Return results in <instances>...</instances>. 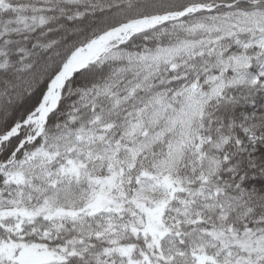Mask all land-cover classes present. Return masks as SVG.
<instances>
[{
    "label": "snow or ice",
    "instance_id": "obj_1",
    "mask_svg": "<svg viewBox=\"0 0 264 264\" xmlns=\"http://www.w3.org/2000/svg\"><path fill=\"white\" fill-rule=\"evenodd\" d=\"M0 264H264V0H0Z\"/></svg>",
    "mask_w": 264,
    "mask_h": 264
}]
</instances>
